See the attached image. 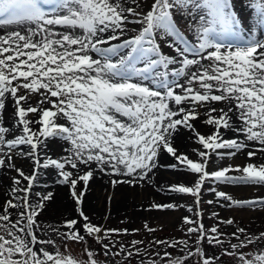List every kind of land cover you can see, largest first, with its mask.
<instances>
[{
	"label": "snow or ice",
	"instance_id": "snow-or-ice-1",
	"mask_svg": "<svg viewBox=\"0 0 264 264\" xmlns=\"http://www.w3.org/2000/svg\"><path fill=\"white\" fill-rule=\"evenodd\" d=\"M253 157L264 158V0H0V264H264V231L215 211L264 210V195L223 190H264ZM162 168L187 179L157 191L191 204L140 210L185 208L180 237L87 214L97 180L147 190ZM45 175L67 187L74 218L40 219L55 201L37 190Z\"/></svg>",
	"mask_w": 264,
	"mask_h": 264
},
{
	"label": "rangeland",
	"instance_id": "rangeland-1",
	"mask_svg": "<svg viewBox=\"0 0 264 264\" xmlns=\"http://www.w3.org/2000/svg\"><path fill=\"white\" fill-rule=\"evenodd\" d=\"M202 132L203 131H207V129L201 128L200 129ZM195 145H190L186 151H188L189 153H191V147H194ZM190 158L192 159H196V157L194 155H190ZM250 162L253 163H264V158H252V160ZM229 163L236 165V164H244L241 163L240 161H237L234 159H232L231 161L225 159L223 161L217 160L215 161V165H220V166H227ZM214 165V166H215ZM167 170H169L167 168ZM185 179H187L186 177H184L182 179L181 182H183ZM171 178L168 179L169 182H167L166 185H168L169 183H173L171 182ZM165 185V186H166ZM223 190L228 191L230 193H232L234 196L238 197V198H249L252 197L253 195H264V190L260 191L259 193H254L251 189L249 188H245V187H224ZM92 192V190L90 191V193ZM114 192V190L110 189L109 186L107 188V190L105 191V193L103 194L102 200H103V206L106 205L107 209L106 212H104V208H102V211L100 213V221L99 222H104L103 221V217H105L106 215L109 217L107 220V225L109 227H113V228H129V229H133V228H140L142 227V224L144 221H147L150 225L156 226V225H163V231H159L157 232L155 235L157 238H169V237H180L182 235V233L179 231V224H180V219L181 217L185 216V215H189V213L186 211L185 208H180L177 211H172V212H157V211H153L154 216L152 218H142L140 220H132L129 221L128 219H125L124 217H117L116 216H110L109 213V208L111 206V204L113 203V198H114V194L115 193H111ZM172 198H173V202H177L180 204H184V205H189L191 204V199L189 197H179L176 194H171ZM87 196V195H86ZM92 199V197L90 195L87 196V198ZM94 197V196H93ZM109 197H113L112 199H109ZM204 198L207 199H211L212 196L209 193H205ZM94 201L93 204L94 206L98 205V200L99 198L94 197L93 199ZM3 201V199H2ZM102 202V201H101ZM204 209L206 210V219H205V223L207 225H211L213 223L212 220L207 219L208 214L211 213V211H213V209L208 206L207 204H205ZM56 211V210H55ZM215 211H218L220 213V217L221 218H234L235 221L241 226V227H245L247 229L250 230L251 233L254 234H258L261 231H264V210H242V209H222V208H215ZM53 210H47L41 217L40 219L42 221H44L45 223H57L59 222L62 218H64V216L61 214L66 213V210L61 209L58 210V212L55 214L56 217L54 218H49L50 216L48 215L49 213H53ZM170 215V217H168ZM75 216V215H74ZM74 216L72 218H74ZM172 217L174 219H172ZM121 220H125V223L121 224L120 221ZM222 231L225 232H232L234 231L233 227L230 226H222ZM145 233H140L137 234L136 236H125L122 238L118 239H123L125 243H127L128 241H130L131 239H144L145 238ZM235 242V241H233ZM95 247V245H93ZM73 251L74 252H79L80 248L78 246L73 245ZM118 259V258H117ZM132 264H137V260L134 259L132 261ZM223 264H235V262L229 258H224L223 260Z\"/></svg>",
	"mask_w": 264,
	"mask_h": 264
},
{
	"label": "bare ground",
	"instance_id": "bare-ground-1",
	"mask_svg": "<svg viewBox=\"0 0 264 264\" xmlns=\"http://www.w3.org/2000/svg\"><path fill=\"white\" fill-rule=\"evenodd\" d=\"M244 11V9H241ZM256 158V157H253ZM259 158V157H258ZM235 160L240 161L241 163H245V158L242 156H237ZM162 163L164 161H161ZM171 178V182L175 183L177 181H182L184 176L179 173H174L171 169L167 170V168H162L158 175L155 177L156 186L153 188H149L147 190L136 189L135 191L120 188L115 190L113 203L109 208L110 216H118L121 218L132 220H140L142 218H152L154 216L153 212H145L140 210V206L147 204L149 201H159L162 203L173 202L172 195H165L157 191V188L160 186H165L167 184L168 179ZM43 179L47 182L46 186L40 185L38 186V191H53L55 195V201L50 205L48 210H53V213H49V218L56 217V213L58 210L64 209L66 213L61 214L64 217L71 219L75 215L74 205L71 199L69 198L68 189L64 186H58L55 183L54 175H45ZM3 182H0L2 184ZM108 188L107 178L103 180H97L94 184L91 185V193H88L92 197V199L87 198L85 202V210L87 214L92 216L96 222L100 221V213L102 208H104V212H106L107 206H103V194ZM4 188L0 186V203H3L2 199L4 198ZM99 198L98 205L94 206L93 202L94 197ZM102 201V202H101ZM56 210V211H55ZM170 217V215L168 216ZM172 219H174L172 217Z\"/></svg>",
	"mask_w": 264,
	"mask_h": 264
}]
</instances>
